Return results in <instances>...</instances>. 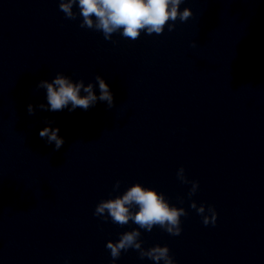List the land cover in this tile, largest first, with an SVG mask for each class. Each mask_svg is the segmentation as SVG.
<instances>
[{"label":"clouds","instance_id":"1","mask_svg":"<svg viewBox=\"0 0 264 264\" xmlns=\"http://www.w3.org/2000/svg\"><path fill=\"white\" fill-rule=\"evenodd\" d=\"M182 3H185V0H59V10L64 13L66 19L82 18L79 25L81 28L102 32L105 40H111L113 34L119 33L123 38L135 41L140 38L141 33L160 35L166 27L169 31L174 30L175 21L186 22L192 16V11L188 7L181 11ZM74 8L78 11H74ZM96 85L99 87L98 96L94 91ZM40 88L46 90L47 100V105L36 106L41 110L57 112L65 108L69 111L81 108L87 111L98 101L106 102L108 108L114 107L110 87L100 75L95 76V83L85 84L83 79L73 81L71 77L57 73L51 82L41 80L37 85V89ZM82 92L84 95H81ZM35 110L33 105H28L27 111L30 115L34 114ZM51 123L50 121L49 125ZM59 131L58 127L48 126L43 128L39 135L59 150L64 144ZM177 178L183 184H191L189 198L198 191L199 182L190 181L182 166L177 171ZM120 183L119 180L115 182L114 191L119 189ZM180 199L182 203L183 199ZM190 207L202 217L205 226L215 225L218 213L213 205L198 206L193 200ZM93 214L105 221L110 219L113 224L121 227L129 222L138 226L131 231L120 233L117 241L109 240L106 243L112 257L111 264H115L122 251L129 249L138 251L141 259L147 257L154 264H176L167 245L157 244L145 249L142 246L144 241L140 238V229L151 232L154 227H159L173 236L180 235L181 217L187 216L188 213L183 207L170 204L163 193L134 183L122 195L101 200Z\"/></svg>","mask_w":264,"mask_h":264}]
</instances>
